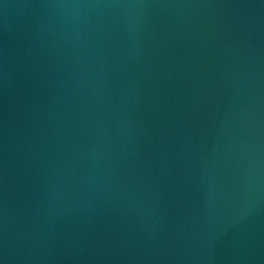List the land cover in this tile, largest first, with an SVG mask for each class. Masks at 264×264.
I'll use <instances>...</instances> for the list:
<instances>
[{
	"label": "water",
	"instance_id": "water-1",
	"mask_svg": "<svg viewBox=\"0 0 264 264\" xmlns=\"http://www.w3.org/2000/svg\"><path fill=\"white\" fill-rule=\"evenodd\" d=\"M0 264H264V0H0Z\"/></svg>",
	"mask_w": 264,
	"mask_h": 264
}]
</instances>
